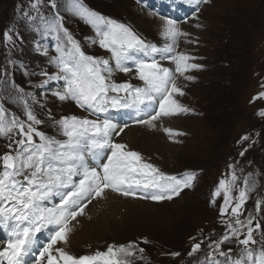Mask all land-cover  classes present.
Instances as JSON below:
<instances>
[{"label":"snow or ice","instance_id":"1","mask_svg":"<svg viewBox=\"0 0 264 264\" xmlns=\"http://www.w3.org/2000/svg\"><path fill=\"white\" fill-rule=\"evenodd\" d=\"M176 2L195 5L193 18L197 20L199 17L195 14L200 6L212 4V0ZM42 3L43 0H35L31 7L36 14L25 12L24 15L38 35L55 36L57 55L50 57L49 62L57 70L41 71L44 80L35 87L44 88L57 82L59 88L53 94L60 101L71 100L97 119L62 116L54 120V124L64 138L48 136L39 130L38 126L44 121L33 110V106L44 108V105L34 93L26 92L14 80H9L15 91L11 99L22 106L26 119L8 109L5 106L8 95L0 94V138L9 141L8 151L0 155V228L6 233L0 240L3 245L0 246V264H29V256L33 258L31 264H130L128 258L137 254L143 260L145 250L136 242L109 245L106 251L97 250L79 257L66 251L65 246L76 227L72 222L85 214V208L93 200L106 199V190L124 197L162 202L192 187L195 172L179 177L168 175L146 162L139 152L116 143L114 137L128 125L114 123L110 115V110H134L136 123L156 129L161 118L194 112L175 99L176 95H184L177 84V73L186 80H193L195 77L185 76V73L201 67L188 63L194 57L176 51L179 38L191 34L181 29V21L162 16L161 37L166 43L158 46L143 39L131 26L84 7L81 0H71V11L94 30V37L86 38L88 43L98 44L110 53L107 59L94 57L87 55L80 41L64 27V18L59 12L48 18L40 13ZM49 4L53 9L57 7L56 0H49ZM195 27L202 25L197 23ZM15 35L19 38L18 33ZM4 37L15 43L13 34L6 32ZM43 54L48 55V50L44 49ZM162 60H170L175 68L165 67ZM133 68L143 81V87L127 81L116 83L112 79L115 72L130 73ZM260 97H264V92L254 99ZM47 115L54 119L50 110ZM259 115L264 116V110ZM163 130L170 138L186 135L172 128ZM249 139L245 135L238 143ZM230 168L233 169L230 179L220 180L212 201L215 204L216 197L223 199L220 213L222 218L227 217L221 220L225 231L219 240H211L207 245L208 256L201 264H264V245L254 247L258 245L254 232H259L264 239V227L254 214L261 210L264 201L257 199L254 211L246 209L250 193L256 190L255 178L250 183L252 174L249 173L243 186L237 188L239 178L235 165ZM141 190L143 194L138 197ZM45 232L46 243H41L37 234ZM143 242L148 243L147 238H143ZM226 242L237 245L235 255L231 247L226 251L222 249ZM202 243H195L188 255L199 252Z\"/></svg>","mask_w":264,"mask_h":264},{"label":"rangeland","instance_id":"2","mask_svg":"<svg viewBox=\"0 0 264 264\" xmlns=\"http://www.w3.org/2000/svg\"><path fill=\"white\" fill-rule=\"evenodd\" d=\"M34 2L0 0V81L3 82L0 83V94L8 95L5 101L8 109L21 119H26L22 106L11 99L15 91L9 80H14L26 92L34 93L44 105V108L33 106L34 112L44 121L38 126L39 130L48 136L63 139L54 120L71 115L89 119L97 117L85 112L71 100L60 101L53 94L59 88L58 83L51 84L49 88L35 87L44 80L41 71L53 73L57 70L49 62L50 57L57 55V41L52 34L38 35L33 30L32 22L25 17V12L36 14L31 7ZM81 2L88 9L131 26L143 39L158 46L166 43L161 37L163 14L181 21V29L191 35L179 38L176 51L194 57L188 63L201 67L189 69L185 73V76L195 79L186 80L183 77L182 82H177L184 88L185 95H176L175 99L194 112L179 115L183 122L176 121L175 129L164 125L163 118L157 121L159 128L156 129L129 118L122 126L125 123L138 126L139 141L132 146L126 140L120 142L114 139L116 143L126 144L129 150L139 152L146 162L168 175L179 177L184 173L195 172L192 187L184 189L172 200L162 202L133 198L134 201L149 203L136 204L143 209V214L136 212L131 215V223L98 236V246L74 248L75 256L91 255L97 250L103 252L109 245L136 242L138 247L145 250L144 259L141 260L137 254L128 258L130 264H201L208 256L207 245L211 240H219L225 231L221 220L227 217L222 218L220 213L223 199L216 197L215 204L212 201L220 180L230 179L233 171L230 165H235L239 178L237 188L243 186V180L249 173L252 174L250 183L255 178L256 190L250 193L244 207L254 211V202L257 199L264 201V116L259 115L264 110V97L254 99L264 92V0H212L211 5L200 6V11L195 14L199 20L193 18L195 5L179 4L176 0ZM56 3L57 7L53 9L49 0H43L39 6L40 13L48 18L59 12L64 18V27L80 41L87 55L109 58L107 50L98 44L88 43L86 38H93L94 30L71 11V0H56ZM185 19L187 22H182ZM197 23L202 27H195ZM6 32L13 34L14 44L5 40ZM189 40L196 42L190 43ZM44 49L48 50V55L43 54ZM161 63L165 67L175 68L170 60H162ZM5 72L8 75H3ZM112 79L116 83L127 81L143 87V81L136 76L134 68L130 73L117 71ZM48 110L54 119L48 118ZM115 111L110 110L111 118L116 116ZM128 111L135 116L134 110ZM164 127L186 135L170 138ZM123 132L115 138L119 139ZM245 135L249 136V141L238 143ZM177 140L181 142H175ZM8 142L0 138V155L8 151ZM142 194V190L138 191V197ZM233 194H236L235 189ZM254 214L264 227V203L261 210ZM254 236L258 241L254 247L264 245L259 232H254ZM143 238H147L148 243H144ZM0 239L3 240L2 235ZM201 241V250L189 256L192 246ZM229 247L235 255L237 245L227 242L222 245L225 251ZM172 253L179 255L174 256Z\"/></svg>","mask_w":264,"mask_h":264},{"label":"bare ground","instance_id":"3","mask_svg":"<svg viewBox=\"0 0 264 264\" xmlns=\"http://www.w3.org/2000/svg\"><path fill=\"white\" fill-rule=\"evenodd\" d=\"M182 78V76L178 75L177 82L179 83ZM54 83L57 82H51L46 87L49 88L51 84ZM53 87L54 86H52V88ZM124 112L122 111L119 113L118 121L114 120L115 118H112L114 120L113 122L122 126V123L126 122V120L130 118V116L128 114L126 115ZM181 118L182 117L178 115L176 117L163 118L162 121L164 125H169L175 129L177 127L175 126L176 121L180 120L179 122H183ZM127 125L128 128L124 129L125 131L123 132L122 136L119 137V139L114 137V139L120 142L126 140L125 142H130L133 146L134 142L139 141V139L141 138L138 131L139 127L131 126V124ZM106 194V199L93 200L92 203L88 204V206L85 208V214L83 216L77 217V220L72 222L76 225V227L74 231L70 234L68 244L65 246L66 251H68L70 254L75 256L76 250H74V248L79 247L84 249L98 246L97 243L100 242V240L97 238L98 236L106 234L107 232L112 231L116 227L131 223L133 221V219H131V215L135 214L136 212H139L140 215L143 214V209H141L140 206H136V204L144 205L148 203H143V201L140 200L134 201L131 197L126 198L118 193L111 192L110 190H106ZM1 235L3 239L6 236V233L2 228H0V236ZM37 235L41 243H46V232L44 234ZM0 246L3 245L0 244ZM27 259L29 261V264H31L33 258L29 256Z\"/></svg>","mask_w":264,"mask_h":264}]
</instances>
